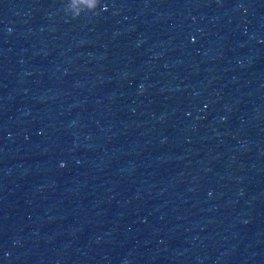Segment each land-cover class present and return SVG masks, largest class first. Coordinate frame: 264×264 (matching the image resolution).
Masks as SVG:
<instances>
[{"label":"water","instance_id":"obj_1","mask_svg":"<svg viewBox=\"0 0 264 264\" xmlns=\"http://www.w3.org/2000/svg\"><path fill=\"white\" fill-rule=\"evenodd\" d=\"M0 220L14 264H264V0H0Z\"/></svg>","mask_w":264,"mask_h":264}]
</instances>
